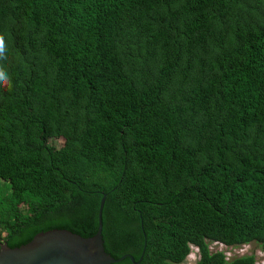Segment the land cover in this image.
Here are the masks:
<instances>
[{
	"label": "trees",
	"instance_id": "obj_1",
	"mask_svg": "<svg viewBox=\"0 0 264 264\" xmlns=\"http://www.w3.org/2000/svg\"><path fill=\"white\" fill-rule=\"evenodd\" d=\"M0 42V242L103 195L108 264H264V0H0Z\"/></svg>",
	"mask_w": 264,
	"mask_h": 264
},
{
	"label": "water",
	"instance_id": "obj_2",
	"mask_svg": "<svg viewBox=\"0 0 264 264\" xmlns=\"http://www.w3.org/2000/svg\"><path fill=\"white\" fill-rule=\"evenodd\" d=\"M99 198L96 211V229L90 236H80L66 229L52 228L34 233L29 240L14 247L0 242V264H108L120 260L113 258L102 247L100 237ZM131 260L132 257L128 254Z\"/></svg>",
	"mask_w": 264,
	"mask_h": 264
},
{
	"label": "rangeland",
	"instance_id": "obj_3",
	"mask_svg": "<svg viewBox=\"0 0 264 264\" xmlns=\"http://www.w3.org/2000/svg\"><path fill=\"white\" fill-rule=\"evenodd\" d=\"M53 144H57L56 140L52 141ZM218 245V244H215ZM211 243L208 244V247L210 250L216 248L218 249L217 246H215ZM219 246H222L219 244ZM229 257L231 255H236V254H248V253H252L254 256V264H262V256H261V252L258 248V245L255 242H248V243H244L241 245H238L237 247H234V249H229ZM197 257V253H196V248L190 245V250L188 252V254L185 256L184 260L180 263V264H194V261Z\"/></svg>",
	"mask_w": 264,
	"mask_h": 264
},
{
	"label": "built area",
	"instance_id": "obj_4",
	"mask_svg": "<svg viewBox=\"0 0 264 264\" xmlns=\"http://www.w3.org/2000/svg\"><path fill=\"white\" fill-rule=\"evenodd\" d=\"M211 244H212V246L215 245V244H218V245H216L218 247L217 250H222V254H223L225 259L228 258L229 255H230L229 249H234V247L231 248L230 246H225V245H223V244H221L219 242H216V241H212ZM219 244L222 245V246H219Z\"/></svg>",
	"mask_w": 264,
	"mask_h": 264
},
{
	"label": "clouds",
	"instance_id": "obj_5",
	"mask_svg": "<svg viewBox=\"0 0 264 264\" xmlns=\"http://www.w3.org/2000/svg\"><path fill=\"white\" fill-rule=\"evenodd\" d=\"M3 51H4V49H3V44H2V42H0V55H3ZM4 77H3V75L2 74H0V79H3ZM212 242V241H211ZM210 242V243H211ZM216 242H219V241H216ZM219 243H221V242H219ZM221 244H223V243H221ZM224 245V244H223ZM216 246V245H215ZM237 247V246H236ZM209 248V247H208ZM210 250V249H209ZM221 251L222 252V250H217L216 248H214V249H212V251Z\"/></svg>",
	"mask_w": 264,
	"mask_h": 264
}]
</instances>
